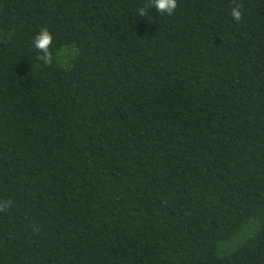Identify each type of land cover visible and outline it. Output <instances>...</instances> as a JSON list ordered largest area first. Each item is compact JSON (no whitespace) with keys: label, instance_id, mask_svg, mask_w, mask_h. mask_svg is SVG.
<instances>
[{"label":"trees","instance_id":"trees-1","mask_svg":"<svg viewBox=\"0 0 264 264\" xmlns=\"http://www.w3.org/2000/svg\"><path fill=\"white\" fill-rule=\"evenodd\" d=\"M0 264H264V0H0Z\"/></svg>","mask_w":264,"mask_h":264},{"label":"clouds","instance_id":"clouds-1","mask_svg":"<svg viewBox=\"0 0 264 264\" xmlns=\"http://www.w3.org/2000/svg\"><path fill=\"white\" fill-rule=\"evenodd\" d=\"M153 6L156 8L158 13L172 14L177 8V0H152ZM231 17L234 21H240L242 18V6L237 5L230 9ZM53 36L50 34L47 28L39 30L38 34L33 39V47L38 50V59L45 62L50 61L51 57L49 54V47L52 44ZM5 207L7 205H4Z\"/></svg>","mask_w":264,"mask_h":264},{"label":"rangeland","instance_id":"rangeland-1","mask_svg":"<svg viewBox=\"0 0 264 264\" xmlns=\"http://www.w3.org/2000/svg\"><path fill=\"white\" fill-rule=\"evenodd\" d=\"M60 58L62 60V62H66L68 60V53L67 52H63L60 55ZM254 230V224L250 223L249 225H247L242 233L239 235V237L236 239L235 242L229 244V245H224L223 247H221L222 251H227L228 249L234 247V245H236L237 243H239L241 240H243L247 235L251 234L252 231Z\"/></svg>","mask_w":264,"mask_h":264}]
</instances>
